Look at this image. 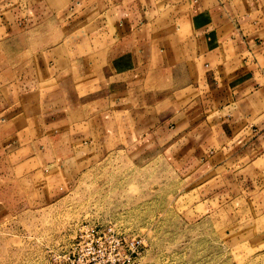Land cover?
Listing matches in <instances>:
<instances>
[{
    "label": "crops",
    "instance_id": "0c3cea01",
    "mask_svg": "<svg viewBox=\"0 0 264 264\" xmlns=\"http://www.w3.org/2000/svg\"><path fill=\"white\" fill-rule=\"evenodd\" d=\"M20 4L39 38L22 71L0 66L8 183L49 199L104 148L151 139L264 201V0H0V39Z\"/></svg>",
    "mask_w": 264,
    "mask_h": 264
},
{
    "label": "rangeland",
    "instance_id": "374dc122",
    "mask_svg": "<svg viewBox=\"0 0 264 264\" xmlns=\"http://www.w3.org/2000/svg\"><path fill=\"white\" fill-rule=\"evenodd\" d=\"M21 5L0 39V66L17 71L39 38ZM188 165L151 139L113 143L41 200L0 170V264H58L81 227L108 222L145 238L137 264H264V201L231 177L199 182Z\"/></svg>",
    "mask_w": 264,
    "mask_h": 264
},
{
    "label": "built area",
    "instance_id": "2783aa9c",
    "mask_svg": "<svg viewBox=\"0 0 264 264\" xmlns=\"http://www.w3.org/2000/svg\"><path fill=\"white\" fill-rule=\"evenodd\" d=\"M145 238L113 223L81 227L58 264H137Z\"/></svg>",
    "mask_w": 264,
    "mask_h": 264
}]
</instances>
